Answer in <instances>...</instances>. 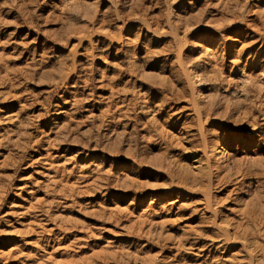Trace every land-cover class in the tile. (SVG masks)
Masks as SVG:
<instances>
[{
  "label": "rangeland",
  "instance_id": "1",
  "mask_svg": "<svg viewBox=\"0 0 264 264\" xmlns=\"http://www.w3.org/2000/svg\"><path fill=\"white\" fill-rule=\"evenodd\" d=\"M247 201L264 0H0V264H220L247 228L264 264Z\"/></svg>",
  "mask_w": 264,
  "mask_h": 264
},
{
  "label": "bare ground",
  "instance_id": "2",
  "mask_svg": "<svg viewBox=\"0 0 264 264\" xmlns=\"http://www.w3.org/2000/svg\"><path fill=\"white\" fill-rule=\"evenodd\" d=\"M188 76V79L189 81L192 82V77H191V74L188 73L187 74ZM190 82V83H191ZM194 82V81H193ZM195 83V82H194ZM191 86V85H190ZM193 88L195 89L196 87L194 85H192ZM194 91V90H193ZM195 94V93H194ZM199 96V95H198ZM197 97V96H196ZM198 100V99H197ZM218 142V141H217ZM215 143V144H212V145H209V147L206 149L207 150V153H208V158L209 160L213 163V162H216V161H219L223 156H224V152L221 151V148H220V145L218 143ZM230 142V141H229ZM228 145V144H227ZM194 169H200V165H196L194 167ZM240 174V173H239ZM248 176V173L244 172L243 174H241L240 176H238V182L240 185L243 184L244 180L247 179ZM174 186H177V185H174ZM183 188V187H181ZM180 189V188H179ZM173 190V189H171ZM178 190V189H177ZM182 190V189H181ZM183 191V190H182ZM185 192V191H184ZM169 193V192H168ZM171 203V202H170ZM244 207H247L248 209L243 211L241 214L244 216V217H247L248 220H251L253 222H256V220H260V219H263L264 221V211L262 209V206L260 205H255L253 203H250V202H246L244 205ZM239 211V210H238ZM194 212V211H193ZM231 212V211H230ZM234 213V212H233ZM241 218V217H240ZM261 221V220H260ZM261 225L264 226V223H262ZM225 226H223L224 228ZM227 228V227H226ZM231 228V226H230ZM229 228V229H230ZM225 229V228H224ZM222 232H220L218 230V234H216L215 237H211V242L217 246H214V249H217L218 247H220L221 249V246H224L225 247V250H229V247H235L236 250L231 253L232 257L230 259H225L224 257V261L223 262H227L228 261L230 262V264H251V260L253 261L252 259V256L254 255L252 251H254L253 248L255 249H261L263 250L262 246L257 243V242H254V238H253V243L251 244V240L250 241H247V234H248V231L249 229L247 228V230L245 229V232H247V234H245V236H242V235H238L236 233H233V234H228L227 232L223 231V229H220ZM228 230V229H227ZM262 235L263 239H264V230L263 232H256V234L253 232V237L255 236V238H260V236ZM241 236V237H240ZM257 241V239H256ZM260 241H261V238H260ZM209 243V241H207ZM210 242V243H211ZM264 243V242H263ZM23 244H26L23 242ZM29 245V244H28ZM251 245H254L253 248H251ZM208 246V245H207ZM206 246V247H207ZM224 247H222L224 249ZM250 248V249H249ZM209 249V248H208ZM218 250V249H217ZM226 251V252H227ZM217 252V251H216ZM221 252V251H220ZM256 252V251H255ZM258 252H260L258 250ZM264 252V251H263ZM257 254V252L255 253V255ZM230 255V254H229ZM259 255V254H258ZM228 256V255H227ZM238 256L242 257V259H239ZM261 257V253L259 255ZM262 259V258H261ZM255 260V259H254ZM213 261V260H212ZM215 261V260H214ZM257 261V259H256ZM215 262H218V261H215ZM214 262V264H215ZM222 262V261H221ZM220 262V264H221ZM222 262V263H223ZM219 263V262H218ZM254 263V262H253ZM256 263V262H255ZM260 264V262H259Z\"/></svg>",
  "mask_w": 264,
  "mask_h": 264
}]
</instances>
